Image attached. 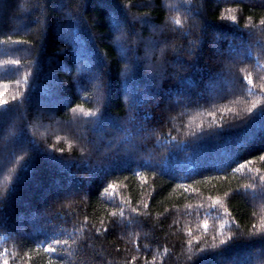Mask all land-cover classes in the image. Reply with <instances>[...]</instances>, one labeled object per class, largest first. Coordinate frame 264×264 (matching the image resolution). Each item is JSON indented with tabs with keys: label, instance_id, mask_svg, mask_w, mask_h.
<instances>
[{
	"label": "trees",
	"instance_id": "trees-1",
	"mask_svg": "<svg viewBox=\"0 0 264 264\" xmlns=\"http://www.w3.org/2000/svg\"><path fill=\"white\" fill-rule=\"evenodd\" d=\"M0 264H264V0H0Z\"/></svg>",
	"mask_w": 264,
	"mask_h": 264
},
{
	"label": "rangeland",
	"instance_id": "rangeland-1",
	"mask_svg": "<svg viewBox=\"0 0 264 264\" xmlns=\"http://www.w3.org/2000/svg\"><path fill=\"white\" fill-rule=\"evenodd\" d=\"M152 31L154 32V33H158V28H156V29H152ZM154 50V49H153ZM147 55H149V54H147ZM61 128L62 129H65V126L63 125V126H61Z\"/></svg>",
	"mask_w": 264,
	"mask_h": 264
}]
</instances>
